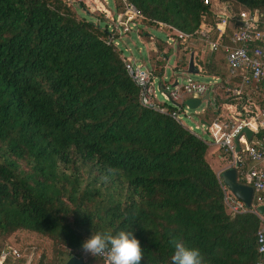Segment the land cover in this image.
I'll return each mask as SVG.
<instances>
[{"label": "trees", "instance_id": "1", "mask_svg": "<svg viewBox=\"0 0 264 264\" xmlns=\"http://www.w3.org/2000/svg\"><path fill=\"white\" fill-rule=\"evenodd\" d=\"M123 1L141 23L185 34L203 14L207 27L214 22L201 0ZM225 1L264 7V0ZM116 39L65 0H0V252L23 231L50 242L44 264H64L82 258L91 235L128 230L143 250L140 264H170L173 236L199 249L203 264H258L260 220L227 211L199 137L139 105ZM209 56L202 65L193 53V67L222 84L224 57ZM186 69L181 60L179 73ZM214 92L224 100L223 90Z\"/></svg>", "mask_w": 264, "mask_h": 264}, {"label": "built area", "instance_id": "2", "mask_svg": "<svg viewBox=\"0 0 264 264\" xmlns=\"http://www.w3.org/2000/svg\"><path fill=\"white\" fill-rule=\"evenodd\" d=\"M201 3L210 10V0H201ZM122 5V12H118L116 23L111 28L113 32L124 33L133 20L142 19L133 5L123 0ZM212 14L214 22L211 28L206 26V16L203 14L200 16V26L190 34L165 25L158 26L169 31L165 36V44L169 47L190 39L205 44L209 55L221 52L226 74L222 84L219 77L212 76L208 77L207 83L187 81L178 86L177 80L166 82L162 75L157 77L154 69H146L139 64L134 66L128 60H125L124 66L130 80L137 87V100L141 107L170 117L190 134L199 137L205 145L215 147L220 155L218 158L224 163L222 171L234 169L237 180H243L244 183L239 182L252 189L250 207L247 208L220 183L223 204L228 212L250 213L260 220L255 246L258 264H264V215L259 216L255 210L257 206L264 208V7L233 12L223 6L220 11ZM120 26H123L124 31ZM114 45L117 44L114 42ZM217 88L225 93L223 101L216 100L214 90ZM205 95L211 105L209 112L212 117L206 123L201 121L199 127L186 126L179 116L181 107L188 108L185 104L188 99L199 100L201 105ZM158 97L161 99L158 100ZM167 106L172 109L168 110ZM205 114L206 110H201L194 115ZM182 115L189 120L185 112ZM244 129L250 132L249 139L244 135ZM197 131H201L207 138L198 136ZM7 257L13 261L20 258L14 249L3 250L0 252V264ZM94 258L105 264L102 257ZM82 264H88L84 258Z\"/></svg>", "mask_w": 264, "mask_h": 264}, {"label": "rangeland", "instance_id": "3", "mask_svg": "<svg viewBox=\"0 0 264 264\" xmlns=\"http://www.w3.org/2000/svg\"><path fill=\"white\" fill-rule=\"evenodd\" d=\"M65 2L78 18H85L94 24H98L101 28L106 25L110 34L113 36L117 35L116 47L121 51V55L125 60H128L129 63H134V66L139 64L143 68H151L155 71L156 69H161V75L166 79V82L168 80H177L178 86L184 85L187 81L199 83H207L209 81V78L199 73L187 74L186 70L179 73L180 71L178 70L181 60L183 63L188 62L190 54L193 55V53L197 55L202 65H206L211 61L205 44L190 41L187 45L180 46L178 43L169 47L165 44V36L169 34V31L163 27L141 23L143 17L139 20H133L132 24L127 25V30L124 33L122 31L113 32L111 28L113 23H116L117 14L122 12L123 5L121 0H65ZM228 4L233 8L234 12L240 10L238 5L225 0H210V10L216 13L220 11L221 7ZM120 27L123 30V26ZM157 41L161 43V52H158L156 48ZM165 54L166 57L164 58ZM159 62L161 66H159ZM169 90H171L170 87ZM160 99L158 97V100ZM210 108V102L203 99L201 105L195 110L185 109V106H182L179 116L182 123L186 126L199 127L201 121L208 122L207 120L212 117L208 112ZM201 110L207 111L204 121L202 115H194L195 112L199 113ZM182 112L187 114L189 120L182 115ZM196 134L203 139L207 138L201 131H197ZM241 146L243 147L242 144ZM216 154V148L209 145L205 159L212 170H215L223 163L216 159ZM3 248L4 251H9V249L16 250L20 257L17 261L7 257L5 264H39V260L44 264L49 261L52 253L51 244L47 239L23 231H18L7 238ZM81 256L85 260L92 258L91 263L97 264L91 255L85 256L82 254ZM30 261L32 262L29 263Z\"/></svg>", "mask_w": 264, "mask_h": 264}, {"label": "clouds", "instance_id": "4", "mask_svg": "<svg viewBox=\"0 0 264 264\" xmlns=\"http://www.w3.org/2000/svg\"><path fill=\"white\" fill-rule=\"evenodd\" d=\"M108 171L117 170L109 167ZM169 243L172 248L170 264H203L199 249L188 248L182 239L175 236ZM80 251L85 256L102 257L105 264H140L144 256L139 240L128 230L116 234L97 232L82 242Z\"/></svg>", "mask_w": 264, "mask_h": 264}, {"label": "water", "instance_id": "5", "mask_svg": "<svg viewBox=\"0 0 264 264\" xmlns=\"http://www.w3.org/2000/svg\"><path fill=\"white\" fill-rule=\"evenodd\" d=\"M186 73L187 74H198V71L195 70L193 67L192 54H190L188 62H187ZM173 85H175V83ZM158 86L160 87L161 90H163V87L160 83H158ZM204 99L205 100L207 99V95L204 96ZM185 104L190 110H195L200 105V101L196 99L195 100L188 99L185 102ZM243 133L246 136V138L249 139L250 132L244 129ZM218 177H219L220 183L226 187V189L230 192V194L234 198L242 202L247 208L250 207V203L252 199V189L246 185L241 184L237 180L236 172L234 169H225L221 171ZM255 210L259 216L264 215L263 206H257ZM64 264H82V258L70 257L65 261Z\"/></svg>", "mask_w": 264, "mask_h": 264}, {"label": "crops", "instance_id": "6", "mask_svg": "<svg viewBox=\"0 0 264 264\" xmlns=\"http://www.w3.org/2000/svg\"><path fill=\"white\" fill-rule=\"evenodd\" d=\"M215 157H216V159L219 160L220 162L222 161L221 159H219V158L217 157V154L215 155ZM223 167H224V165H223V163H221V164L219 165L218 168H216L215 170H213V171L215 172V174H216L217 177H218L219 174L221 173Z\"/></svg>", "mask_w": 264, "mask_h": 264}]
</instances>
